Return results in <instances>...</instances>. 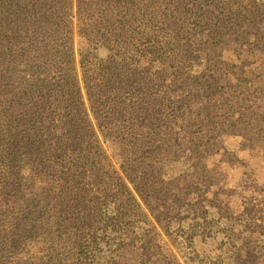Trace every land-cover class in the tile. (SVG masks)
Instances as JSON below:
<instances>
[{"label": "trees", "instance_id": "1", "mask_svg": "<svg viewBox=\"0 0 264 264\" xmlns=\"http://www.w3.org/2000/svg\"><path fill=\"white\" fill-rule=\"evenodd\" d=\"M254 120L264 0H0V264H211L244 235L202 175ZM263 207L233 264H264Z\"/></svg>", "mask_w": 264, "mask_h": 264}, {"label": "rangeland", "instance_id": "2", "mask_svg": "<svg viewBox=\"0 0 264 264\" xmlns=\"http://www.w3.org/2000/svg\"><path fill=\"white\" fill-rule=\"evenodd\" d=\"M67 14L68 20L76 21L75 9ZM232 130L217 138L218 151L211 152L207 159L206 174L202 176H205L204 180L210 187L207 196L213 200L214 204H208L207 207L210 217L218 220L217 228H223L227 222L230 226L232 221V229L241 237L244 235L243 239L247 235L243 226L246 207L250 205L255 196L264 201V123L254 120L247 130V127L238 121L232 124ZM226 151L234 154L236 159L232 160L227 157ZM186 173L182 164L174 178L179 176L181 178ZM195 177L193 173L190 178H186L185 182ZM216 203L222 206L226 213L219 216ZM262 210L264 211V207ZM219 217L222 218L219 219ZM216 237H219L218 245L215 243L217 246L203 241L198 243V251L204 252L211 258V264H233L231 251L236 255L245 256L246 249L242 245V239L240 243L236 239L227 243L229 241L224 237V233H219ZM228 245L231 251L226 248ZM179 258L184 262L182 256Z\"/></svg>", "mask_w": 264, "mask_h": 264}]
</instances>
